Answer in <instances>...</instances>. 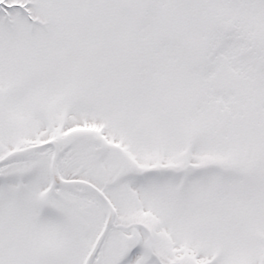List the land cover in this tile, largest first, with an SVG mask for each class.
<instances>
[{
  "label": "snow or ice",
  "instance_id": "6c2138e0",
  "mask_svg": "<svg viewBox=\"0 0 264 264\" xmlns=\"http://www.w3.org/2000/svg\"><path fill=\"white\" fill-rule=\"evenodd\" d=\"M0 264H264V0H0Z\"/></svg>",
  "mask_w": 264,
  "mask_h": 264
}]
</instances>
